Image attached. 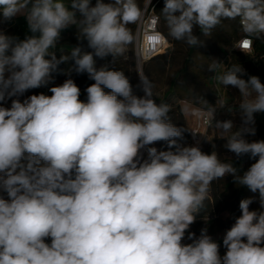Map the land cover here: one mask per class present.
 I'll return each instance as SVG.
<instances>
[{"label": "clouds", "instance_id": "9594fccd", "mask_svg": "<svg viewBox=\"0 0 264 264\" xmlns=\"http://www.w3.org/2000/svg\"><path fill=\"white\" fill-rule=\"evenodd\" d=\"M19 15L30 35L0 30V264H264V140L245 138L256 134L255 114L264 113L260 78L239 63L225 67L214 58L207 65L213 74L223 69L214 76L219 85L239 92L234 104L216 91L215 104L194 91L185 102L182 112L217 133L209 138L174 124L173 104L157 99L141 71L137 95L125 73L109 67L138 41L130 25L146 22L139 0H0V23ZM161 19L167 35L189 47L204 45L196 29L208 38L223 21L238 22L243 52L264 41V0H164L150 23ZM71 26L78 44L57 50ZM159 37L155 29L147 36L150 43ZM73 72L94 81L86 101ZM57 73L69 78L50 87V96L20 99ZM218 110L238 113L240 125L216 119ZM185 132L202 135L211 153L198 140L186 145ZM215 139L254 163L241 171L222 161ZM161 142L166 148L154 146ZM226 176L258 195L240 200L221 256L207 227L199 237L188 229L207 208L213 182ZM257 199L260 209L250 210Z\"/></svg>", "mask_w": 264, "mask_h": 264}, {"label": "trees", "instance_id": "16d2710c", "mask_svg": "<svg viewBox=\"0 0 264 264\" xmlns=\"http://www.w3.org/2000/svg\"><path fill=\"white\" fill-rule=\"evenodd\" d=\"M107 2V0H106ZM145 0H139L141 7L143 8ZM92 4H95V0H92ZM164 6V0H153L149 10L151 11L153 7L155 8V14H158ZM21 25H27L24 19L19 22ZM3 28L7 33L14 31L15 25L13 19L9 22L1 23ZM17 26V25H16ZM133 33L135 34L136 25H130ZM159 31L166 37L169 43V47L143 63L144 72L148 79L153 83V77L157 73L166 74L173 71L170 78L167 90L163 93L162 99L166 102L173 104V112L171 113L172 122L178 127H188L191 130L192 124L184 112H182V102L183 101H193V91L199 95H202L210 104H215L217 100V95L222 96L216 90V87L221 86V90L225 94L231 93V86L226 90L223 85H219L214 76L220 74L223 69L217 71L213 74L206 70L207 65L212 62L215 58L219 61L225 63V67L230 66L233 63H239L246 70L248 75H256L264 82V41L256 40L253 44V49L251 52H243L236 48L237 43L242 39V33L239 30V25L237 21H223L220 26L213 30V34L210 37H203L198 29L195 30V34L200 36L201 40H204V45L201 47H189L183 42L174 41L167 35V30L161 19L159 23ZM76 28L71 26L61 33L60 44L57 46V50H64L68 52L71 50V46L77 45L78 40L76 37ZM31 34V33H30ZM85 50H89L86 47V42H84ZM60 52L57 51V57L59 58ZM69 64H61V69H66L70 66ZM106 64H109L106 63ZM97 63V67H99ZM109 67L115 68L116 70H121L129 78L130 82L132 79V63L125 58H121L116 64H109ZM67 75L57 73L54 74V80L47 87H41L37 89H31L20 97L21 100L27 96L33 94H40L47 91L49 96L51 92L49 88L52 86H58L68 79ZM71 78L75 81L78 87L81 89L80 99L86 101L87 93L86 88L94 83L90 80L87 74L77 75L74 72L71 74ZM245 79L247 76L244 77ZM153 91L156 94V87L153 84ZM42 89V92H40ZM230 96V95H229ZM230 99V98H229ZM159 100V99H158ZM231 100V99H230ZM11 100L5 102V106H10ZM222 110H218L216 119L219 117V113ZM210 127L206 131H209ZM192 135L190 132H185L184 143L192 142ZM247 139V138H246ZM251 141L264 140V127L261 129L260 136L254 139H247ZM207 147H204L202 151L205 153H211L213 150L211 144L204 141ZM216 145V151L221 156V160L225 162H233L237 167L241 168V171L247 170L250 160L247 156L237 160L235 155L227 151L223 144L225 141L220 139L213 140ZM158 149L166 148V145L157 143L154 145ZM231 158L232 161H229ZM233 178L231 176H226L223 180L214 181L211 186L210 199L206 202L207 208L197 215L196 221L190 226L188 232L195 233L197 237L200 235L202 228L207 227L208 234L213 237V239L220 244V254L223 256L226 249L223 246L222 240L223 236L235 219L241 215L239 209V202L241 199L252 197L254 195L247 188L238 187L232 182ZM260 205L258 199L250 205V210H259ZM188 232L185 233V238L182 241L184 244L191 243L188 240ZM50 243V240L46 241ZM264 246V245H262Z\"/></svg>", "mask_w": 264, "mask_h": 264}, {"label": "rangeland", "instance_id": "374dc122", "mask_svg": "<svg viewBox=\"0 0 264 264\" xmlns=\"http://www.w3.org/2000/svg\"><path fill=\"white\" fill-rule=\"evenodd\" d=\"M152 1L153 0H151V3H152ZM150 5L151 4H149V0H145V2L143 4V9L145 11V17H147L149 15V12H150L149 7H150ZM137 28H138V25H136L135 34L137 33ZM126 56H127L126 59H128L132 63V70H131L132 79H131L130 83L133 85V90H134L135 94L143 95V93L138 88H136V85L139 82L138 71H141L146 76V74L144 72V67H143V63L145 61L139 55L136 43H134L133 45L130 46L129 52L126 54ZM110 60H111V57H108L105 60L97 59V63H98V65L101 66V65H104V64L108 63ZM172 74H173V71H170L169 73H166V74L157 73V75H155L153 77V84L155 85V87L157 89L156 90L157 99H159V100L162 99V95L168 88L169 81H170V78H171ZM262 83H264V82H262ZM231 89H232V91H231V93H229V95H230L229 96L228 94H225V92L221 90V86L216 87V90L218 91V93L221 94L222 97H224L228 101L229 104H234L235 103V97L239 96V92L235 88L231 87ZM187 100L188 101H183L182 102V106L183 107H184L185 102H192L189 99H187ZM157 102H159V101H157ZM185 114H187V113H185ZM187 115H188L189 121L192 124V128H194L195 120L192 119L191 115H189V114H187ZM189 116H191V117H189ZM218 119L219 120L232 119L236 126H239L240 123H241L240 116H239L238 113L236 115H230V114L226 113L224 110H222L219 113ZM255 121H256V123H255L256 134L254 136H251V135L246 136L245 138L254 139V138H258L260 136L261 129L264 127V113L255 114ZM204 135H207L209 138H211L213 135H217V133L215 132V130L213 128H210L209 131H206ZM204 141H205V139L203 137V139H202V141H201V143L199 145L201 147V150L204 147H207V145L205 144ZM185 144L186 145H194L195 143L194 142H187ZM252 163H254V161H252L250 163V165ZM4 196H5V198H7L6 194H4Z\"/></svg>", "mask_w": 264, "mask_h": 264}, {"label": "built area", "instance_id": "2783aa9c", "mask_svg": "<svg viewBox=\"0 0 264 264\" xmlns=\"http://www.w3.org/2000/svg\"><path fill=\"white\" fill-rule=\"evenodd\" d=\"M154 15L155 13H153V11L151 10L149 12V15L146 17V22L143 24H139L137 28L136 34L139 37L138 41L136 42L137 50H138L139 55L144 61L150 59L151 57H153L154 55L158 53L165 51L169 47L168 40L159 31V24L152 25L150 23V18L153 17ZM152 29H155L157 32H159L160 37L158 38V40H154L150 43L147 36ZM240 41L237 43L236 47L239 45ZM252 49H253V46H252ZM251 51H246V52H251ZM194 119H195L194 131H197L204 135L206 130L208 129V125L206 124V122H204L203 118L201 117L194 116ZM202 139H203L202 135H197L195 139L192 136L191 141L196 143V141L198 140L201 143Z\"/></svg>", "mask_w": 264, "mask_h": 264}, {"label": "crops", "instance_id": "0c3cea01", "mask_svg": "<svg viewBox=\"0 0 264 264\" xmlns=\"http://www.w3.org/2000/svg\"><path fill=\"white\" fill-rule=\"evenodd\" d=\"M21 19H24L26 21V19L22 15H19V16L13 18V23H14L15 28H16L14 31H10L9 33H7L6 30L3 28V26L1 25V23H0V30H3L8 35L16 36L19 39H24L25 36L26 35H30V33H29L28 29H27V25H21V24H19V22L21 21ZM40 92H42V89H41ZM43 94L49 95L47 91H44ZM186 116L188 117L187 114H186ZM191 116H189V117H191ZM192 119L195 120L193 116H192Z\"/></svg>", "mask_w": 264, "mask_h": 264}]
</instances>
